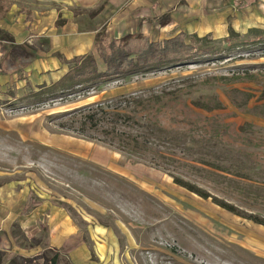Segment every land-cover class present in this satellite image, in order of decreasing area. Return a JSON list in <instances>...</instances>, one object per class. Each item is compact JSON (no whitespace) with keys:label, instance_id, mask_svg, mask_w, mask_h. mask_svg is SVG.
<instances>
[{"label":"rangeland","instance_id":"rangeland-1","mask_svg":"<svg viewBox=\"0 0 264 264\" xmlns=\"http://www.w3.org/2000/svg\"><path fill=\"white\" fill-rule=\"evenodd\" d=\"M9 1L8 19L0 23V187L23 193L24 207L64 209L93 261L100 259L97 242L115 240L116 264H264V226L247 218H264V43L36 98L30 92L54 73L37 66L48 38L33 36L36 18L24 30L25 12L38 15L55 3L59 10L61 0ZM142 4L148 12L138 9ZM121 6L112 37L163 39L184 31L187 40L217 42L231 29L264 30V0ZM111 25L99 32L110 34ZM32 63L34 72H27ZM14 230L25 240L18 222ZM46 239L47 231L34 243Z\"/></svg>","mask_w":264,"mask_h":264},{"label":"crops","instance_id":"crops-1","mask_svg":"<svg viewBox=\"0 0 264 264\" xmlns=\"http://www.w3.org/2000/svg\"><path fill=\"white\" fill-rule=\"evenodd\" d=\"M126 1L128 0H106L100 11L90 14L89 10L96 8L102 0H61L62 9L58 10L57 3H55L46 11L41 10V14H32L31 22L26 20L28 24L24 30H30L36 18L35 26L32 28L33 36L48 38V49H38L40 58L36 60L40 72L54 73V79L47 85L68 71L69 66L62 59L70 60L75 56L96 51V35L106 23L111 25L114 22L111 25L113 29L111 27L107 29L111 30V33H108L110 36L114 34L116 9L121 8ZM138 9H144L143 12L149 10L145 4ZM61 11H64V22L56 27L55 22ZM7 13L6 16L0 18V23L8 19ZM34 68L35 63H32L26 71L34 72ZM17 192L13 185L0 187V252L3 253L2 258L4 259L1 264H9L8 258L10 257H36L37 262L32 264H43L45 257L42 255L46 251H50L51 256L57 254V264H116L115 240L111 245L107 240L102 243L97 242L99 250L97 254L100 259L93 261L83 232L64 209L45 208L41 210L36 205L31 208L24 207L22 205L27 202V199L23 198V193L17 195ZM17 222L25 240H22L14 230V224ZM44 228H47L46 242L34 243L35 239L40 238ZM21 241H25L24 244Z\"/></svg>","mask_w":264,"mask_h":264},{"label":"trees","instance_id":"trees-1","mask_svg":"<svg viewBox=\"0 0 264 264\" xmlns=\"http://www.w3.org/2000/svg\"><path fill=\"white\" fill-rule=\"evenodd\" d=\"M11 6L12 3L9 0H0V18L10 11ZM25 13L27 15L26 20L31 22V11ZM187 38L188 36L184 31H179L175 35L163 39H152L141 33L112 37L105 32H99L96 35L95 47L106 64L105 70L99 69L94 52L75 56L70 60L62 59L68 64V71L51 84L39 85L37 90H32L30 93L36 98L41 96L56 97L59 94H65V92H73L79 86L152 72L171 65H180L203 56L218 55L225 49L237 48L250 43H264V30L252 29L246 33H239L231 29L226 37L217 42L212 41L208 36L192 35L190 40H187ZM218 44L222 46L219 47ZM4 67L2 60L0 71H3ZM99 109L105 111L104 107ZM116 115L121 116L119 111ZM90 116L93 119L95 114H90ZM174 182L204 198L211 196L200 187L178 177H174ZM213 198L215 202L228 211L241 215L234 205L220 201L216 197ZM247 218L255 224L264 226V218L258 215L251 214ZM45 231H47V228H44L41 233L43 234ZM2 256L3 253L0 252V264L4 260ZM42 256L45 257L44 254ZM57 260L58 256L55 254L51 257H45L43 264H57ZM35 261L37 262L36 257L8 258L9 264H32Z\"/></svg>","mask_w":264,"mask_h":264},{"label":"bare ground","instance_id":"bare-ground-1","mask_svg":"<svg viewBox=\"0 0 264 264\" xmlns=\"http://www.w3.org/2000/svg\"><path fill=\"white\" fill-rule=\"evenodd\" d=\"M103 229H105V228H103Z\"/></svg>","mask_w":264,"mask_h":264}]
</instances>
